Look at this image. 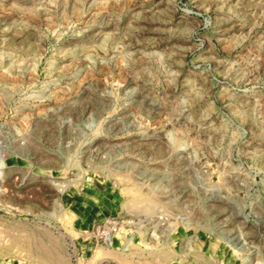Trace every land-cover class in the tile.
<instances>
[{"label": "rangeland", "instance_id": "rangeland-1", "mask_svg": "<svg viewBox=\"0 0 264 264\" xmlns=\"http://www.w3.org/2000/svg\"><path fill=\"white\" fill-rule=\"evenodd\" d=\"M0 264H264V0H0Z\"/></svg>", "mask_w": 264, "mask_h": 264}, {"label": "built area", "instance_id": "built-area-1", "mask_svg": "<svg viewBox=\"0 0 264 264\" xmlns=\"http://www.w3.org/2000/svg\"><path fill=\"white\" fill-rule=\"evenodd\" d=\"M139 216L118 215L107 218L103 223L97 225L91 236L103 247H110L114 243V236L122 229L128 228L133 230L140 225Z\"/></svg>", "mask_w": 264, "mask_h": 264}, {"label": "bare ground", "instance_id": "bare-ground-1", "mask_svg": "<svg viewBox=\"0 0 264 264\" xmlns=\"http://www.w3.org/2000/svg\"><path fill=\"white\" fill-rule=\"evenodd\" d=\"M127 209L129 208V210H135V211H140V212H143V211H148V210H151L150 208V205L148 204H138V203H135V204H132V205H127L125 206Z\"/></svg>", "mask_w": 264, "mask_h": 264}]
</instances>
